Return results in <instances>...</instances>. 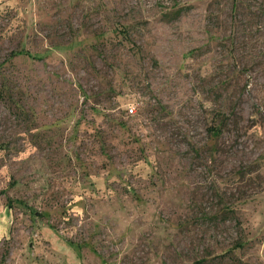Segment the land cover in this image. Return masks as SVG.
<instances>
[{
    "label": "rangeland",
    "instance_id": "374dc122",
    "mask_svg": "<svg viewBox=\"0 0 264 264\" xmlns=\"http://www.w3.org/2000/svg\"><path fill=\"white\" fill-rule=\"evenodd\" d=\"M0 264H264V0L1 7Z\"/></svg>",
    "mask_w": 264,
    "mask_h": 264
},
{
    "label": "crops",
    "instance_id": "0c3cea01",
    "mask_svg": "<svg viewBox=\"0 0 264 264\" xmlns=\"http://www.w3.org/2000/svg\"><path fill=\"white\" fill-rule=\"evenodd\" d=\"M19 0H0V8L6 5L15 4Z\"/></svg>",
    "mask_w": 264,
    "mask_h": 264
},
{
    "label": "built area",
    "instance_id": "2783aa9c",
    "mask_svg": "<svg viewBox=\"0 0 264 264\" xmlns=\"http://www.w3.org/2000/svg\"><path fill=\"white\" fill-rule=\"evenodd\" d=\"M131 110H132V111H135V107H131Z\"/></svg>",
    "mask_w": 264,
    "mask_h": 264
}]
</instances>
